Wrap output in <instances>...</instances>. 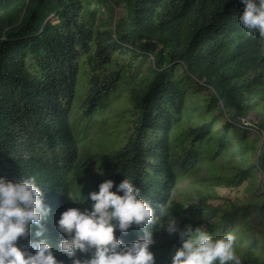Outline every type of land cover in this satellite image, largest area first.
Segmentation results:
<instances>
[{
    "label": "trees",
    "instance_id": "1",
    "mask_svg": "<svg viewBox=\"0 0 264 264\" xmlns=\"http://www.w3.org/2000/svg\"><path fill=\"white\" fill-rule=\"evenodd\" d=\"M242 10L240 0H0V176L34 175L52 220L126 176L170 202L180 226L231 231L242 264H264V39L239 25ZM120 86L126 135L87 164L81 145ZM188 173L196 182L177 200ZM224 186L243 188L233 198ZM150 227L155 264H167L179 240Z\"/></svg>",
    "mask_w": 264,
    "mask_h": 264
},
{
    "label": "clouds",
    "instance_id": "2",
    "mask_svg": "<svg viewBox=\"0 0 264 264\" xmlns=\"http://www.w3.org/2000/svg\"><path fill=\"white\" fill-rule=\"evenodd\" d=\"M240 3L239 25L264 39V0ZM68 197L79 198L80 189ZM86 199V206L68 207L52 220L34 175L0 176V264H155L153 224L179 240L167 264H242L233 232L214 235L203 224L180 226L170 202L152 201L126 176L115 186L112 179L103 180ZM50 222L60 237L55 242L47 235ZM133 227L139 233L129 242L116 235H127Z\"/></svg>",
    "mask_w": 264,
    "mask_h": 264
},
{
    "label": "rangeland",
    "instance_id": "3",
    "mask_svg": "<svg viewBox=\"0 0 264 264\" xmlns=\"http://www.w3.org/2000/svg\"><path fill=\"white\" fill-rule=\"evenodd\" d=\"M119 2V0H117ZM125 9L123 3L119 5V13L124 14ZM52 22H58L57 17H52ZM201 84L205 82L203 80L200 81ZM119 92V96L116 97L114 94L110 97L111 102L106 107L105 115L101 117L100 114H97L94 117L93 125L89 128L87 132L86 139L84 143L81 145L82 156L87 160V164H91L94 158L90 155L96 153L95 148L101 150L100 146H110L112 141L119 142L123 135H126L127 132V123H126V110L128 109L127 103V94L124 91V88L120 86L117 90ZM228 114L226 117L228 118ZM251 120H247L246 123L248 125H252L254 122V117L250 116ZM233 123V122H232ZM77 126V125H76ZM240 126V125H239ZM251 132H254V127L251 126L249 128ZM77 134V132H76ZM78 135V134H77ZM88 138V139H87ZM121 144V143H120ZM94 146V147H93ZM119 146V145H118ZM90 152L88 153V151ZM197 175L195 173H188L183 177L182 183H180L179 193H175V197L177 200H185L187 197V189H193V185L196 182ZM243 186L240 187L242 190ZM221 192L231 195V197H236L240 195V190L235 188H227L226 186L220 188ZM187 207L188 204H187Z\"/></svg>",
    "mask_w": 264,
    "mask_h": 264
}]
</instances>
